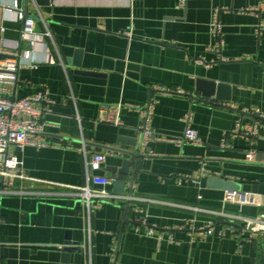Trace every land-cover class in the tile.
Returning <instances> with one entry per match:
<instances>
[{
  "label": "crops",
  "instance_id": "1",
  "mask_svg": "<svg viewBox=\"0 0 264 264\" xmlns=\"http://www.w3.org/2000/svg\"><path fill=\"white\" fill-rule=\"evenodd\" d=\"M27 1L25 18L26 0H0L1 58L21 64L3 96L45 95L48 145L10 150L28 179L0 177V264H264V241L229 218L264 214V121L240 113L264 118V0ZM147 105L154 138L144 142ZM111 112L121 126L106 122ZM240 124L250 135L236 133ZM189 127L199 144L161 140ZM142 140L145 158L123 153ZM84 146L88 159L106 154L102 170L87 167ZM213 175L241 191L211 188ZM84 187L146 201L89 212Z\"/></svg>",
  "mask_w": 264,
  "mask_h": 264
},
{
  "label": "built area",
  "instance_id": "2",
  "mask_svg": "<svg viewBox=\"0 0 264 264\" xmlns=\"http://www.w3.org/2000/svg\"><path fill=\"white\" fill-rule=\"evenodd\" d=\"M187 0H180V5H185ZM23 13H18V20H23ZM28 22V21H27ZM33 21L29 20L30 37L35 38L33 35ZM214 35L219 40L218 44H221V26L216 20L212 24ZM262 26H259L258 32L260 33ZM45 36L50 37V33L47 32ZM31 38V39H32ZM31 41V40H30ZM35 45L34 41L30 42V46ZM7 54L0 50V177L6 180V183L12 185L15 180L28 179L23 163L13 154L11 148L23 150L26 146L45 147L48 145L47 140L44 138L43 117L45 110L42 108V103L45 101V95L38 94L35 96L27 97L21 100L9 99L4 97L5 93L4 85H14L18 81V74L21 69V64L16 56L11 55L6 59H2L1 56ZM107 110L103 108L100 112V118L103 119ZM140 116L143 125V140L148 142L154 138V132L150 126L152 117V105H147L140 109ZM106 122L121 126L118 115L115 112L109 113ZM236 133H245L250 135L249 132L243 130V126L240 124ZM198 132L192 128H187L183 139L180 140H168L161 139L163 141H170L176 144H199L200 137ZM86 158L88 152L84 146L81 150ZM264 158V155L262 156ZM107 156L105 153H93L90 159H86L87 167L93 172L102 170L105 166ZM246 160L254 162L257 160L255 152L246 153ZM89 175V174H88ZM89 180H92L97 185L110 186L113 184V179L101 176H88ZM133 189V186H132ZM80 192L78 196L83 200V203L92 211V208L100 205L101 203H135L138 201H146L133 197L131 194L127 196L118 197L110 193L106 189H94L90 187H84L78 189ZM228 200L233 202H240L238 196H230ZM151 201V200H147ZM229 217V216H228ZM232 221H240L244 224L242 231L250 233V238L253 240L264 241V214L257 217H242V216H230ZM140 224L143 226H149L146 219L140 220ZM208 234H212V230H207ZM155 234L154 227H149L148 235L153 236Z\"/></svg>",
  "mask_w": 264,
  "mask_h": 264
},
{
  "label": "water",
  "instance_id": "3",
  "mask_svg": "<svg viewBox=\"0 0 264 264\" xmlns=\"http://www.w3.org/2000/svg\"><path fill=\"white\" fill-rule=\"evenodd\" d=\"M21 1V0H20ZM26 4H27V12H25V18L28 16V12H29V1L26 0ZM219 91H216L214 93V91L212 92L210 98L212 99H218L219 100ZM206 103H212V102H209V101H206ZM242 115H243V119L244 117H248V118H251V119H254V120H262L264 121V118H262L260 115L256 114V115H250L246 112H240ZM243 124V123H242ZM142 147H143V140L141 142V144L139 145L138 147V151L136 152H125L123 151V153H125L127 156L129 157H133V158H136V159H139V158H142V157H146L142 154ZM135 163H137L135 161ZM130 165H131V161L129 159L125 160L124 163H123V170L120 171V174H129L127 171L128 169L130 168ZM133 176H135V173L133 174ZM209 185L211 188H215V189H218V188H222V189H225L227 191H241L242 189V185L240 183H237L233 180H229L227 178H225L224 176H211L210 179H209ZM118 184H121V185H126L125 182L123 181H119V182H116L115 185H118ZM124 193V192H123ZM129 208V205L126 206V209Z\"/></svg>",
  "mask_w": 264,
  "mask_h": 264
}]
</instances>
